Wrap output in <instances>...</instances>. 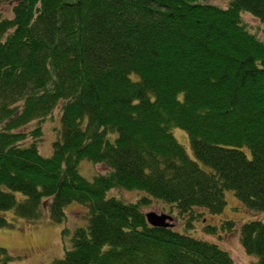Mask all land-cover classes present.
Wrapping results in <instances>:
<instances>
[{
    "label": "trees",
    "instance_id": "16d2710c",
    "mask_svg": "<svg viewBox=\"0 0 264 264\" xmlns=\"http://www.w3.org/2000/svg\"><path fill=\"white\" fill-rule=\"evenodd\" d=\"M5 1L0 212L61 223L65 204L86 207L85 225L48 264H236L215 242L147 224V199L105 192L140 190L186 215L187 226L196 208L220 213L224 189L264 211V41L240 17L249 13L264 32V0ZM54 108L56 136L42 156L40 123ZM170 127L185 131L193 159ZM82 158L107 171L82 177ZM239 241L264 264V218L243 222Z\"/></svg>",
    "mask_w": 264,
    "mask_h": 264
},
{
    "label": "rangeland",
    "instance_id": "374dc122",
    "mask_svg": "<svg viewBox=\"0 0 264 264\" xmlns=\"http://www.w3.org/2000/svg\"><path fill=\"white\" fill-rule=\"evenodd\" d=\"M221 7L227 5V0H205ZM0 16L11 17L10 3L0 0ZM245 27L257 38L264 41V32L256 18L247 12L240 13ZM133 76V75H132ZM58 124V110L54 108L40 123L41 135L36 140L40 155L48 156L51 153V142L56 136ZM35 126V120L30 121L22 130H30ZM170 132L178 144L182 146L189 158L193 159V153L189 147L187 135L178 127H170ZM204 171L210 168L198 162ZM78 173L90 180L96 173H103L107 168L101 163H93L82 158L77 164ZM106 197H115L122 201L135 202L141 198L148 203L141 206L143 213L153 211L165 213L171 216L172 227L179 232H187L193 237L215 242L220 248L227 251L236 264H256L257 256L246 253L239 241L240 225L252 219H263L264 211L247 209L233 194L231 190H223L224 206L220 213L211 214L196 208L194 212L200 215L190 221L191 226L186 225V215H180L176 208L169 203L149 196L137 189L111 188L105 192ZM19 197V195H17ZM65 218L60 223L50 222L47 215L42 214L35 220H28L16 216L12 209L0 212L7 224L0 226V259L4 254L9 256V264H48L52 259L62 256L64 249L68 248L71 241V232L77 226H84L87 221V210L82 204L69 202L63 207ZM224 220L232 221L231 228H221ZM205 224L216 227L213 234H207L203 230ZM65 230L61 233L60 229ZM3 249V251H2Z\"/></svg>",
    "mask_w": 264,
    "mask_h": 264
},
{
    "label": "water",
    "instance_id": "95a60500",
    "mask_svg": "<svg viewBox=\"0 0 264 264\" xmlns=\"http://www.w3.org/2000/svg\"><path fill=\"white\" fill-rule=\"evenodd\" d=\"M145 222L150 226L154 227H170L172 223L170 222L171 216L161 213H155L153 211H147L143 213Z\"/></svg>",
    "mask_w": 264,
    "mask_h": 264
}]
</instances>
